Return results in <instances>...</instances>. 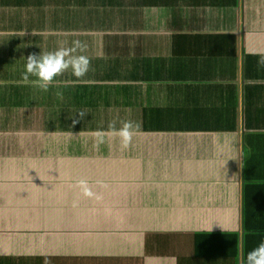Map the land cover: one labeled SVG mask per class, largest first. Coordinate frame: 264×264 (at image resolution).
Instances as JSON below:
<instances>
[{"label":"crops","instance_id":"1","mask_svg":"<svg viewBox=\"0 0 264 264\" xmlns=\"http://www.w3.org/2000/svg\"><path fill=\"white\" fill-rule=\"evenodd\" d=\"M66 2L0 0V264H244L264 239V0H137L147 32L105 47L163 59L143 113L191 129L126 144L45 128L60 99L21 75L51 48L29 19Z\"/></svg>","mask_w":264,"mask_h":264},{"label":"trees","instance_id":"2","mask_svg":"<svg viewBox=\"0 0 264 264\" xmlns=\"http://www.w3.org/2000/svg\"><path fill=\"white\" fill-rule=\"evenodd\" d=\"M127 4L126 7L124 0H67L66 3L52 4L49 26L32 23L29 19V33H41L47 29L52 32L50 51L75 47L76 54L89 60L88 71L83 76L76 77L69 69L48 85L50 96L57 94L60 100L54 103L50 98V117L45 128L89 133L117 131L125 124L129 125V130L178 132L191 129L178 120L155 122L153 118L146 119L148 116L143 113L147 109L143 107V99L139 98L145 90L143 85L155 79L153 75L155 70L163 68V59L155 60L135 49L127 53L106 49V42L129 48L138 42L125 38L138 40L141 35L137 33L148 30L147 26H139L138 15L132 14V9L138 5L137 0H129ZM121 12L124 13L121 15ZM58 33L71 34L70 41L58 37ZM98 34H102L101 38ZM74 42L78 44L74 45ZM100 43L102 48L98 49ZM35 79L29 75L30 81ZM247 127L251 125L247 124ZM92 160H85V167L91 165ZM88 169L93 172L92 168ZM234 241L237 243V239Z\"/></svg>","mask_w":264,"mask_h":264},{"label":"clouds","instance_id":"3","mask_svg":"<svg viewBox=\"0 0 264 264\" xmlns=\"http://www.w3.org/2000/svg\"><path fill=\"white\" fill-rule=\"evenodd\" d=\"M78 42H74V45ZM89 60L82 54H76L73 48H58L48 52H33L27 55L24 72L21 74L27 79L29 75L34 76L35 83L42 89L47 90L48 85L59 75L71 69L76 77L83 76L88 71ZM123 143H127L130 136L129 125L117 130ZM81 185L85 182L82 180ZM85 194H89L85 189ZM212 230V229H211ZM244 264H264V239L246 254Z\"/></svg>","mask_w":264,"mask_h":264}]
</instances>
